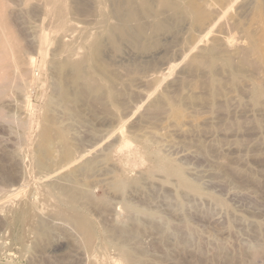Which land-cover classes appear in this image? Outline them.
<instances>
[{"label": "rangeland", "instance_id": "rangeland-1", "mask_svg": "<svg viewBox=\"0 0 264 264\" xmlns=\"http://www.w3.org/2000/svg\"><path fill=\"white\" fill-rule=\"evenodd\" d=\"M46 1L9 0L6 13L25 45L27 86L18 91L12 83L0 97L6 114L0 116V264H264V0H228L224 7L194 0L215 19L197 30L181 22L140 46L121 38L119 49L104 33L118 22L109 19L116 1L82 0L88 9L72 11L74 27L58 35L65 50L55 40ZM147 1L160 7V0ZM142 22L155 19L144 14ZM42 33L54 37L44 51ZM251 34L261 53L253 50ZM197 35L209 40L199 43L205 55L186 43ZM96 37L107 73L95 76H109L99 81L115 95L103 85L106 93L96 95L70 87L71 98L59 87L58 63L68 56L81 62L83 38L91 44ZM210 48L234 63H216L215 84L206 68L192 69L196 54L205 62L201 56ZM185 54L195 57L184 60ZM256 84L263 91L258 101ZM46 113L68 130L80 166L64 167L58 145L53 164L37 167ZM158 155L180 166L190 187L159 170ZM74 165L78 171L69 176ZM73 216L86 217L90 241Z\"/></svg>", "mask_w": 264, "mask_h": 264}, {"label": "bare ground", "instance_id": "bare-ground-1", "mask_svg": "<svg viewBox=\"0 0 264 264\" xmlns=\"http://www.w3.org/2000/svg\"><path fill=\"white\" fill-rule=\"evenodd\" d=\"M88 1H91V0H88ZM98 1H100V0H98ZM114 1H116V3L114 2V4H115L114 8L112 9V12L110 11L111 13L108 11L110 13V14L109 13L108 14L110 15L109 19L112 18V16H114L118 19V22L115 24H112V25H108V23H107V25L109 27L107 28V31L105 30L104 33L107 32L106 36L109 35V38H110L115 49H119V45H120V43H122V41L120 42L121 38L127 37L128 41L131 40L130 42H134L137 44V46H140V45H142L141 42H142L143 38H148L152 34H154V35H152V37L154 38L156 31L173 30L181 22H184V21L188 22L189 21L191 26H193L197 30L199 27H203V25L206 22H208L209 20L215 19L214 13H210V12L206 11L202 4H200L199 2L194 1V0H160V7L159 8L158 7L156 8L155 6L151 5L149 3V1H147V0H143L140 3V5H137L134 0H114ZM216 1L219 3L220 7H224L226 3H229L228 0H216ZM8 2H9V0H0V97L6 96V93H5L6 89L9 88L7 86L11 85L12 83L16 86L15 87L16 89L18 88V91L26 90V89H22L24 86L23 84H25V86H27L26 82L24 83V81H26V78L24 77V73L21 71V65L23 63H25V51H26V49H25V45H23L18 40L17 34L12 30V28H10L8 15H6L8 7H9ZM25 2L30 4V3H32V0H25ZM101 2L102 1H100L99 3H101ZM103 2H105V1H103ZM103 4H105V3H103ZM101 6H99V7L101 8ZM100 8H99V10H100ZM86 9H88V7L85 5V3L82 0H69V1L68 0H47L46 5H45V14L47 16H51V20H50L49 24L53 30V33L54 34L58 33L57 34V36H58L60 32H62L60 34H63L64 31H68V30L72 29V27H74L71 23V18L69 17V15L72 14V11L77 12V11L86 10ZM90 9L93 10V7H90ZM100 13L102 14V11H100ZM166 13L171 14L170 16L172 17L171 18L172 22L165 18ZM144 14L152 15L155 19V24L143 23L142 22V16ZM100 17H101L100 19H103L102 16H100ZM106 18H108V17H104V19H106ZM109 23H111V22L109 21ZM101 25H102V23H101ZM132 32L134 33V35L131 34ZM64 34L66 35V33H64ZM60 36L62 37V35H60ZM249 38L252 41L253 50L258 52V53H261L262 49L260 47L259 41L254 39L252 34L249 36ZM53 39H54V37L48 36L47 33H42L40 35V38H39V49L41 51H44L45 46L48 44H51L53 42ZM58 39H60L59 36H58V38L55 37V40H58ZM62 39H60L59 42L57 41V44H59L58 45L59 48L65 50L66 49V43L64 44L63 43L64 41L63 42L61 41ZM83 39H84V41L82 42V46H84L86 50L84 52L85 54L83 56V59H81V60L79 59L81 62H77V63L73 62L72 63L71 60H73V59H70V60L67 59L69 56L66 58V60H63L62 62L59 61L58 69H60V72H63L62 74H63V81H64V83H63V81H60L62 84L59 87H60L62 92L66 93V95H69V93L71 92L70 87H73V88L75 87L74 89H77L78 91L81 90L83 87V89H84V91L82 90L83 92H85V90L90 91L92 93L96 92L95 95L98 94L97 92L104 94V92H105L104 90L106 88L108 89V87L101 84L100 81L104 80V78L108 79L107 77H109V76L105 75L106 77H101L103 79L100 81H99V79H101V78H98L97 76H95L97 73L96 70L101 71L103 73H104V71L107 70L106 69L107 66H105L104 63L102 62L101 57H103V56L100 57L101 51H103V49H104L103 48V46H104L103 41L101 39H99V37H96V39H94L93 42L91 44H89V43H87L88 41L86 38H83ZM188 39H186V40L188 41ZM123 40H125V39H123ZM187 41H186V43H187V45H190V48H192L191 49L192 51L194 49L200 48L197 51L198 52L200 51L202 54H204L203 52H205L206 50L204 51L201 47L203 45H200L199 43L200 42L201 43H203V42L208 43L209 40L207 38H205V39L204 38H198V35H197L194 37L193 41H192V38L189 40L190 42H193L192 45L190 42H189L190 43L189 44ZM134 43H132V44H134ZM145 45L151 46L152 43L148 42L147 44L145 43ZM209 45H210V47H214L211 44H209ZM184 47H187V46L184 45ZM207 48H209V47L207 46ZM215 48H214V50L218 49L217 47H215ZM187 52H188V50H187ZM185 55H184V57H185L184 60H186L188 58V56H191L189 54L188 55L185 54ZM207 55L201 56L202 59L205 57V62L199 60L200 56H197V54H196V57H195V55L193 56L195 58H193L191 56V58H193V60H197L196 62H198V63H196V64H199V65H196L195 63L192 62L191 64H195V66L192 69L203 70L200 68H202V67L206 68V72L211 76V77H209V82L211 84H215V82L217 81V78H216L217 73H215L216 72V69H215L216 63H219V60L222 59L225 62V66L227 68H231L232 64H234V63H232L233 61H232L231 57L226 56V55L222 56L219 52L217 53V52L213 51V49H211V53L208 56ZM30 60L32 62H34L35 59L33 57V58H30ZM188 63H190V62L188 61ZM191 66H193V65H191ZM106 73H107V71H106ZM109 74L112 75L114 73H109ZM59 75H60V73H59ZM233 75L234 76L240 75V71L234 70ZM100 76L101 75H99V77ZM112 76H114V75H112ZM115 78H117V77H115ZM233 78H238V77H233ZM111 79H109V80L112 81ZM34 82H35V80H34ZM152 82H154V81H152ZM113 83H115V81H113ZM156 83L155 84L152 83V84L156 85ZM102 85L105 86L106 88L105 87L103 88ZM25 86H24V88H26ZM79 87H81V88L79 89ZM110 87H113V85L110 84ZM10 88H11V86H10ZM154 88L155 87L153 86V89ZM108 90H110V94L113 93L112 95H115L114 91L111 92V89H108ZM262 92L263 91H262L261 86L259 84H256V87H255V90L253 93V97H254L255 101L259 100ZM21 93H23V92H21ZM78 93H80V92H78ZM85 93L87 94V92H85ZM74 94L76 96L75 98H77L78 94L77 93H74ZM72 95H73V92H71V96H70L71 98H72ZM95 95L93 94V96H95ZM105 95H103V96H105ZM88 96H89V94H88ZM60 97H58V98H60ZM102 98H104V97H102ZM111 98L113 99L112 101H114V100L117 101V99H116L117 97L114 99V97L112 96ZM62 99H64V98L62 97ZM66 99H68V97H65V100ZM97 102L100 104V101H97ZM101 104H103V103H101ZM171 105H172L174 115L177 117H180L182 115V110L179 107V105L177 103L172 102V101H171ZM73 111H74V109H73ZM68 112H70V111L68 110ZM77 113L74 112V114H77ZM4 114L5 113L2 114L0 111V116H2V115L4 116ZM50 114L47 115V113H46L47 116L43 120L45 131H44V133L42 132L41 133L42 135L40 136L42 147H41V152L39 153V157L37 160L38 163L36 162L37 165H39L37 167L40 169V167L45 168L47 165H50V162H52L51 165L53 164V161H51V160H53V157L55 156L56 148L58 145L60 146L59 148H60V152L62 154L61 160H63L65 163L64 167L70 166L71 164H73L75 162H76L75 164H77V159L79 158V155L77 154L78 149H75L74 144L70 143L74 147L69 144L70 141L68 142V138L70 139V137L68 135L69 134L68 130L64 127L62 128V126L59 127L58 118H56ZM68 114H71V113H68ZM72 115H73V112H72L71 116ZM77 115H79V114H77ZM68 117H70V116H68ZM72 117L74 118V116H72ZM2 118H4V117H2ZM158 159H159V161H158L159 170H161V171H163L169 175H172V174L179 175L181 178L182 185L190 187V183L186 179H184V177L182 175V169L180 166H178L176 163H174V161L172 162L171 160H169L163 156H160V155H158ZM79 162H81V160ZM77 165H74L75 168H77V170L69 173V176H75L76 175L78 168H79L78 166H80V165H78V166ZM191 187H192V185H191ZM218 200L219 199H217V201ZM220 204H222V203H220ZM126 206H127L126 210H129L132 208L130 205H126ZM72 218H74L75 222H77V225L83 230L86 240L90 241L93 236H92V232L89 229V223L86 220V217H80V216L74 217L73 216Z\"/></svg>", "mask_w": 264, "mask_h": 264}]
</instances>
